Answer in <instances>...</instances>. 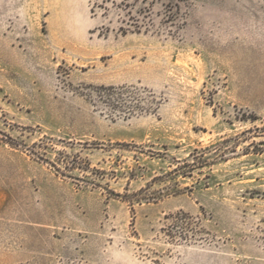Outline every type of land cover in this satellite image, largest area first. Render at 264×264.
I'll return each mask as SVG.
<instances>
[{"label":"rangeland","instance_id":"1","mask_svg":"<svg viewBox=\"0 0 264 264\" xmlns=\"http://www.w3.org/2000/svg\"><path fill=\"white\" fill-rule=\"evenodd\" d=\"M0 264H264V0H0Z\"/></svg>","mask_w":264,"mask_h":264}]
</instances>
